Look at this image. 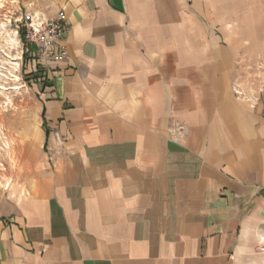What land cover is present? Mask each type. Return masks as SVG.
<instances>
[{"label": "crops", "instance_id": "obj_1", "mask_svg": "<svg viewBox=\"0 0 264 264\" xmlns=\"http://www.w3.org/2000/svg\"><path fill=\"white\" fill-rule=\"evenodd\" d=\"M52 8L67 55L29 58L37 160L0 199V264H264V77L242 75L264 0Z\"/></svg>", "mask_w": 264, "mask_h": 264}, {"label": "rangeland", "instance_id": "obj_2", "mask_svg": "<svg viewBox=\"0 0 264 264\" xmlns=\"http://www.w3.org/2000/svg\"><path fill=\"white\" fill-rule=\"evenodd\" d=\"M24 11L54 14L52 0H0V199L9 182L23 176L37 160L38 76H34L37 67L32 69L30 57L22 50L19 18ZM256 28L264 34V26ZM257 64L264 65V57H258ZM242 75L245 81L264 77L263 72Z\"/></svg>", "mask_w": 264, "mask_h": 264}, {"label": "built area", "instance_id": "obj_3", "mask_svg": "<svg viewBox=\"0 0 264 264\" xmlns=\"http://www.w3.org/2000/svg\"><path fill=\"white\" fill-rule=\"evenodd\" d=\"M19 19L24 54L35 62H45L50 58L61 60L66 57L65 48L59 45V40L68 27L63 9L47 16L40 12L24 11Z\"/></svg>", "mask_w": 264, "mask_h": 264}]
</instances>
